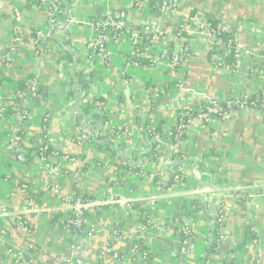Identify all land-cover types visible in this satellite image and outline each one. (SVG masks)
<instances>
[{
    "label": "crops",
    "instance_id": "crops-1",
    "mask_svg": "<svg viewBox=\"0 0 264 264\" xmlns=\"http://www.w3.org/2000/svg\"><path fill=\"white\" fill-rule=\"evenodd\" d=\"M63 1L65 23L70 19L63 31L50 30L49 10L29 6L26 0H8L0 9V48L3 49L0 53V107L14 105L19 81L36 80L43 89V97L35 102H22V107L30 110L29 132L35 145L42 147L47 143L58 152L75 157L71 161L53 157L49 160L54 167L51 171L38 161L20 163L5 144L13 119L0 116V232L12 230L11 221L2 209L11 214L28 213L25 217L33 229L28 240L42 249L39 256L42 261H50L48 256H65L72 259L71 264H79L77 249L82 246V264H146L135 244L141 215L128 204H115L99 218L96 208H91L87 224L95 234L87 238L77 236L76 247L68 242L71 233L60 227L69 214L63 197L71 198L82 192L95 197V203H99L118 196L126 202L139 201L150 209L155 223L154 232L147 238L152 264H195L204 258V244L211 234L210 212L223 196H229L232 198L224 204L226 241L219 250L220 264H264V111L245 109L224 121H194L187 139L179 144L178 151L185 160L181 167L165 169V160L169 165L174 159L169 146L163 142L156 148L158 164L142 150L149 143L144 132L148 125L165 122L164 137L169 138L171 128L166 125L175 122L179 111L210 99L241 98L264 88V70L251 75L252 66L264 62V0H176L177 14L163 19H159L158 14L152 16L150 11L137 12L134 0ZM193 9L213 14L238 39L243 57L236 71L218 68L209 62L211 41L190 23ZM15 11L21 18L22 42L18 44L14 42L13 33ZM116 13L126 14L129 22L145 24L140 27H150L151 21L157 18L159 30H186L183 40L191 54L184 70L173 74L159 63L152 68L131 64L128 55L133 45L126 31L108 44L109 64H87L86 45L93 37L89 22ZM33 30L43 31L49 37L47 49L41 54L35 49ZM66 52L71 54L72 61L64 57ZM76 60H80L81 65L73 69ZM79 70L83 73L82 79L91 83L89 92L77 84L75 73ZM182 82L184 86L180 87ZM173 83L176 86L167 91L166 87ZM158 88L166 90L159 94L161 97L154 95ZM83 93L104 101L111 129L131 124L132 139L120 137L110 146L115 157L99 149L98 145L104 144L100 140L105 137L100 131L104 123L95 116L100 115L98 112L82 107ZM85 109L90 114H86ZM45 118L48 126L46 139H43ZM133 142L141 143L135 151ZM212 152L222 155V160L204 158ZM118 157L138 158L137 165L144 172L141 177L135 172L128 173L121 188L106 181L108 176L115 180L121 178L117 176L120 171L114 176L116 168L112 165L118 162ZM221 161L222 167L215 173ZM150 171L164 177L174 171L183 172L186 181L178 182L174 191L164 192L153 183ZM222 177L227 182L221 181ZM20 181L26 182L28 187H20ZM31 195L37 198L28 200ZM203 195L207 208L185 220L194 234V245L186 259L178 257L180 240L167 223H171L177 206L188 200L202 201ZM30 212L35 216L30 217ZM118 224H121V234L115 248H106L100 256L99 249L111 240ZM246 227L256 239L246 238ZM23 234L24 229H19L12 235V244L22 245ZM114 250L121 256L115 258ZM0 264H13L6 246L0 247Z\"/></svg>",
    "mask_w": 264,
    "mask_h": 264
},
{
    "label": "trees",
    "instance_id": "trees-1",
    "mask_svg": "<svg viewBox=\"0 0 264 264\" xmlns=\"http://www.w3.org/2000/svg\"><path fill=\"white\" fill-rule=\"evenodd\" d=\"M144 0H135L133 3L134 8H136L137 4L139 2H143ZM27 3L29 6H36L37 8H43V1L42 0H35L34 2H32L31 0H27ZM64 8H66V5L61 4L57 5V9L59 10H64ZM54 10V8H51V10ZM50 10V9H49ZM158 7H157V3L156 1H151L150 4V14L152 16H157L158 14ZM63 13V12H62ZM202 13L206 23L209 25V29L211 32V47L208 51V60L211 64H213L215 67L218 68H227L230 69L231 71H236L238 69V65L240 62L239 59V42L238 39L234 36V34L227 30L222 21H220V19H218L216 16H214L211 13H205L203 11H200L198 9H193L190 13V21L192 19H194L198 14ZM111 16L116 20L115 15L111 14ZM62 18L65 19V14L64 16H62ZM103 19H106V17H103ZM97 18H93L91 21L92 22H97ZM117 21V20H116ZM140 26H143L145 24H139ZM186 30L180 28L177 29L175 31H173V35L176 34H180L183 38H185ZM121 32V30H117V33ZM36 33L37 30H33L31 33V37L33 39V41H35L36 39ZM143 36V35H142ZM49 40V37L47 38V41ZM39 45V44H38ZM37 44L35 45V49L36 51H40V54L45 52V50L47 49V43L45 44L43 49H39V46ZM67 45V42L66 44ZM64 45V46H65ZM171 45H173V43H171ZM226 47L228 49L227 52H225L224 48ZM183 48L185 49V55H184V63L187 64V61L190 57V50L189 47L187 46L186 42H184L183 44ZM65 58H68L70 61H72V56L70 53L66 52V54L64 55ZM128 61L131 64H135L140 68H149L150 66H152V62L147 59V58H140V57H135L134 55H128ZM81 65V61L78 60V63L76 65V67L78 68V66ZM75 67V68H76ZM176 70H180L181 69V65H177L175 67ZM264 70V62H258L257 64H255L254 66H252L251 68V75H258L260 74L262 71ZM82 71L79 70L78 73H75V78L77 79V84L82 86V89L87 90V92L90 91L91 89V83L82 79ZM91 77L94 76L93 72H91ZM32 80V78H27L25 80L19 81L17 84V90L16 91H22L25 90L27 88V84L28 82ZM176 86V83L170 84L166 87V90H170L172 88H174ZM166 92V91H165ZM38 94L40 96V98L43 97V89L41 86H38ZM73 94V91L71 90L69 92V95L71 96ZM159 97H161V95H159ZM34 100H37V98H35ZM100 102H104L102 99H98ZM22 100H19L18 98L14 100V105H12L11 107H9L8 109V116L13 117L16 114V109H21L22 108ZM153 104V102H152ZM218 104L220 105L222 112L221 114H213L212 113V118L214 120L217 121H224L225 119L223 118V114H231V113H235V112H239L245 109L248 110H262L264 111V88L256 93H252V94H248L246 96H243L241 98H236V97H230L228 99L225 100H210V101H205L200 103L199 105H197L196 107L193 108H189V109H185L182 111H179L178 113V117L176 119V125L174 127H172L171 129V144L172 145H178L179 143L185 141L187 139V134H188V128H189V123L191 121V118H195L198 116V111L197 110H201L203 114H209L210 111L212 109H214V105ZM85 113L86 114H90L89 111L87 109H85ZM96 117H98L102 123H108L109 119L106 115L101 116V115H95ZM139 121L136 120V124H138ZM166 123L165 122H160L158 125H156L155 128H149V134L146 137L147 140L150 142L154 141V146L153 149L149 152H145L146 156L151 158L152 162H156V164H158L159 162V155L156 151L157 145H161V142L156 141L155 138L156 137H162L164 136V125ZM47 126H48V120L45 118L43 120V131H42V138L46 139V132H47ZM23 140L27 141L24 142V152L22 153V156L24 158V163L25 164H30V163H36L39 160L38 155L40 154L41 157L45 158L48 162L50 159H53V157H59V158H64V157H68L71 160H74L75 157L73 156H69L63 153L58 152L57 150H55L50 144H45L44 146H36L34 143V140L31 137H29L26 132L22 129L21 133L18 134ZM126 137L128 140L132 139L133 136V131H132V127L131 124H123L121 125L119 128H112L110 135L105 136V137H101L100 140L104 141V144H106V146L103 148L104 144H100L99 149L103 150V151H108L110 153H113L112 156L115 157V153L111 151V144L114 142V140H116V138L118 137ZM97 143V142H96ZM170 144V145H171ZM171 148V147H170ZM172 157L173 159H177V165L175 166V168L177 167H181L184 164V156L179 153V151H174L172 153ZM19 154H17L18 156ZM208 157H215V159L217 158V161L222 160L223 156L216 154L214 152L205 155L204 158H208ZM114 159V158H113ZM137 159L138 158H133L132 160H127L124 158H120L118 157V162H113L112 165L115 166L116 170L114 172V176H116L118 174V172L120 171V175L117 176H121V178L119 180H115V179H111V177H107L106 181L107 183H109L111 186L113 187H119L121 188L124 183H125V179L128 173L130 172H135L138 173L140 175H142L144 172L143 170L138 167L137 165ZM222 161L219 162L216 166V170L214 171L215 173L218 172L219 168L222 167ZM173 167V166H172ZM174 168V169H175ZM173 169V168H172ZM173 174V176H172ZM221 176V175H220ZM186 179L184 177L183 172H177L174 171V173H169L167 174L165 177L163 175H161V173H156L153 177V183L155 185H157L161 190H163L164 192H166L169 188H171L172 186L176 185L178 182L182 183L185 182ZM221 181L227 182V179H224L223 177L221 178ZM26 182L20 181L19 185L20 187L22 186H26L28 187V185H26ZM40 195H43V192L40 193ZM37 198L36 195H31L30 198H28V200H35ZM63 201L68 200L66 197L62 198ZM82 200L84 203H90V202H94L96 201L95 197H92L90 195H87L85 193L82 192H77L73 197L69 198V200H71L72 202H75L76 200ZM113 200L114 201H118L119 197L117 196H113ZM129 208L132 210H135L137 212L140 213L141 218H140V226L142 227V229H146L151 221V212L150 209L147 208L146 206L143 205V203L141 202H131L128 204ZM111 205L108 206H99L96 207V215L99 218L101 213L108 209L111 208ZM203 208H207V202L206 201H195L192 200L190 201V203L188 202H184L181 205L177 206L176 208V213L174 214L173 218L171 219V223H167L168 226L171 227V229L174 232V235L177 236L180 240V246L178 247V257L181 256V252L182 249L184 247V244L186 241L191 240V242L193 243V234L187 230L188 226L186 224V219L189 218L194 212L199 211ZM210 214V213H209ZM35 216V213H31L30 217ZM87 216L88 213L85 212L83 214V216H81L80 218L77 217L76 213L73 211H70L68 214V218L67 220H65L62 224H61V229L62 230H66L68 232L71 233V237L69 238V244L72 246H76V242L75 239L76 237H82V238H87L90 236H93L95 234L94 230L92 228H90L87 224ZM213 222H214V229L212 231L213 237H214V241L209 243V246L206 248L205 250V256L203 258V260L207 261L211 256H215L217 257L219 260L221 258L220 252H219V248L221 247V243H216V240L221 239L223 236V231L226 229V213L224 211V207H223V203L219 206L217 212L212 215L210 214ZM168 221V219L166 220V222ZM21 222H25L26 226L28 228V233H32L33 229L31 227V224L29 222V220L25 219L22 217ZM119 227L115 226L113 231H112V235L114 237L113 241H108V243L106 244V246L101 247L98 251V254L101 256V254L103 253V251H105V248H110L111 250H113L115 248V244H116V240L119 238L120 234H121V224H118ZM16 228V225H12V229L14 230ZM142 229H140L138 235L139 237L135 240V244L137 246V251L141 254V256L143 257V260L145 261L146 264H152L153 262V257L150 251V246L147 243V240L145 238V236L143 235ZM246 231V238L250 239V237L252 239H256L255 235L252 234L251 229L249 227H246L245 229ZM188 232H190L188 234ZM12 247V246H11ZM104 249V250H103ZM19 253L23 254V261L24 262H33L35 264H51L50 261L53 260L55 261V263L52 264H58L56 261L58 258L56 257H49L50 261H42L40 260V254L42 253V249L30 242L29 240H27V245L24 246L23 248H19L18 249ZM117 254L118 257H120L121 255L119 253H117L115 250L112 253ZM177 257V258H178ZM14 263H16V260L13 261ZM221 263V260H220ZM62 264H67V263H62ZM262 264V263H260Z\"/></svg>",
    "mask_w": 264,
    "mask_h": 264
},
{
    "label": "built area",
    "instance_id": "built-area-1",
    "mask_svg": "<svg viewBox=\"0 0 264 264\" xmlns=\"http://www.w3.org/2000/svg\"><path fill=\"white\" fill-rule=\"evenodd\" d=\"M31 1L34 2L35 0H31ZM42 1H43V8H47L48 10L50 9L49 10L50 17L48 19V24H49L50 30L52 29L55 31L57 29V30L63 31L65 28V25H67L69 23L68 22H67V24L65 23V21H64L65 19L62 18V16H64V14H65L64 10L61 11V10L57 9V5H60V3L65 5V2L63 0H42ZM151 1H156V3H157V7H158V11H159L158 12L159 19L171 18L177 14L178 3L176 0H144L143 2H139L136 5L137 7L135 8V10L137 12H140V13L149 12ZM7 4H8V0H0V9ZM32 7H36V6H32ZM51 8H54V10L53 9L51 10ZM20 20H21L20 16L15 11L14 12L13 33H14V42L16 44L22 42V35H21V31H20L21 30L20 29V24H21ZM190 23L193 26H197V28L200 30V32L202 34L207 35L211 39V32L209 29V25L206 23L202 13L198 14L194 19H192L190 21ZM89 26L93 31V37H92V39H90V41L86 45V58L88 60L87 64L90 62H97V63H101L103 65H105V64L107 65V64H109V61H110V58L108 57V44L112 40H118L120 37V34H122L124 32V30L119 28L118 21H116L111 15L107 16L106 19H103V18L98 19L97 22L90 21ZM117 30H121V32L117 33ZM172 32L173 31H168L166 29H162V30H158V32L155 34H150V35H143L142 36V35H137V34H130L132 45H133L132 52L130 55H134L135 57H140V58L144 57V58L149 59L152 62V66H150L149 68H152L159 63L169 73H173V74L181 73L184 70L185 65H186L184 63V60H183L184 55H185V49L183 48V44L185 41L183 40V37L180 34L173 35ZM47 38H48V36L45 32L37 30L36 39L34 41V44L35 45L39 44L38 45L39 49H43L45 44H46ZM171 43H173V45H171ZM223 48H224L225 52L228 51V49L226 47H223ZM2 52H3V49L0 48V53H2ZM37 52L40 53V51H37ZM241 57H243V55H241V50H240V46H239V59L240 60H241ZM177 65H181L180 70L175 69V67ZM254 75H256V74H254ZM38 86L39 85H38L37 81L32 79L28 82L27 88L25 90L15 91L14 98L15 99L18 98L19 100H22L23 102H26V101H34L35 102L37 100H40L41 98L38 94ZM183 86H184V83L183 82L180 83V87H183ZM165 91L166 90H164L163 88H158L154 91V95L156 97H158L160 93H164ZM35 98H37V100H34ZM210 100H206V101H210ZM81 104H82V107L91 108L93 111L98 112L101 116H104L106 113V108H105L104 102L103 103L100 102L97 98L93 97L89 93H83ZM214 107L215 108L212 109L209 114H203L201 110H197L198 116L195 118H191V121L189 123L188 133L190 131L191 124L194 121H204L206 123H209V122H212L214 120L212 118V113L213 114L214 113L215 114H218V113L221 114L222 109H221L220 105L215 104ZM8 109H9V107L1 106L0 107V116L8 117ZM16 111L17 112L13 117L9 116L11 119H13L12 120L13 125L9 129L10 135H9L8 140L6 141L5 144H6V148L16 157V159L20 163H24V158L22 156V153L24 152V146L23 145H24L25 140H23L18 134L21 133V131L23 129L26 132V134L29 137H31V134L29 132V121H30L31 116H30V110L27 108L22 107L21 109H16ZM233 114L234 113L223 114V118L225 120L229 119L233 116ZM177 117H178V114H177L175 119H177ZM172 123H169V125H166V128L169 126V128L172 129V127H174L176 125V120L173 124ZM85 126H86V124H85ZM102 126L103 127L100 128V131L102 132L101 135H103V136L104 135L105 136L110 135L111 128L109 127L108 123H105ZM155 127H156V125H148L147 127L144 128V132L148 135L149 134L148 129L149 128H155ZM187 136H188V134H187ZM87 138L90 139L91 136L87 135ZM119 138L120 137L116 138V140H118ZM155 140H157L159 142H163L165 145H168L169 149L171 150L172 153L174 151L179 150V144L180 143L178 145H172L171 144V136L169 138H166L164 136L156 137ZM27 141H29V140H27ZM140 144L138 142H133L134 151L137 149V147L139 148ZM142 150L149 152L150 143L147 142V144H145V147H143ZM17 154H19V155L17 156ZM38 157H39L38 162L40 163L41 166H45L50 171L54 168L53 164L49 163L45 158L41 157L40 154L38 155ZM61 159H64L66 161H71V159L68 157H64ZM177 163H178L177 159H174L172 163H169V165H168L167 161L164 162L163 165H164L165 169H170L169 166L175 167L174 165ZM149 173H150V177L153 179V177L156 173L154 171H150ZM142 175L138 174L139 177H141ZM175 186L176 185L172 186L166 192L174 191ZM203 193L204 192H201V194H203ZM204 196L205 195H203V201H206L204 199ZM230 198H232V197L223 196L221 198V200L218 201L215 209L210 213L212 215H214L217 212L219 206L223 203V207H224L225 202L228 201ZM67 199L68 200L64 201L65 207L68 209V212H70V211L75 212L78 218L83 216V214L85 212L88 213V211L93 207L96 208L99 206H108V205H111L113 207L115 204H118V203H120V204L131 203V202H126L125 200H121L120 198L118 201H114L113 197L109 200H105V201H102L99 203L98 202L95 203L96 201L90 202V203H84L80 199L76 200L75 202H72L71 200H69V198H67ZM190 201H192V200H188V203H190ZM2 212L7 217V219H9V221H11V227H12V225L15 224L16 228L14 230L12 229L11 231L3 230L2 232H0V247L6 246L8 248V251L12 256V262L14 260H16V263L13 262V264L33 263V262H24L23 261V259H24L23 254L18 252L19 248H21V247L23 248L24 246L27 245L28 236L30 234V233H28V228L26 226V223L21 222L22 217L27 219L25 217V215L28 213L11 214V213L7 212L6 209H2ZM31 213H34V212H30V214ZM210 219L212 221V229H211L210 236L205 241V244H204L205 250L209 246V243L214 241V237L212 234V231L214 229V222H213L211 217H210ZM154 224L155 223L152 222V218H151L150 224L146 229H144V228L142 229V227L139 226L138 233H139L140 229H142L143 235L145 236V238L147 240L149 234L151 232H154V230H155ZM18 228L24 229V234L21 237L22 245L16 246V245L12 244L11 240H12V235H14L15 233H17L19 231ZM187 230L193 234V232L189 228H187ZM190 232H188V234ZM224 232H225V230L222 232L223 233L222 238L216 240V243H218V244L221 243L222 245L224 244V242L226 241V236H225ZM138 237H139V235H138ZM193 238H194V234H193ZM113 240H114V237L112 235L111 241H113ZM194 241L195 240H193V243L191 242V240L185 242L184 247H183L182 252H181V256L184 257V259H186L189 256L190 250H191L192 246L194 245ZM73 247H76V246H73ZM220 248H219V250H220ZM105 250H106V248H105ZM205 253L206 252L204 251V256H205ZM113 256L115 258H118L117 254H114ZM262 257H263V255L261 254L260 255V261H262ZM56 258H58L56 261L58 264H62V263L71 264L72 263V259L65 257V256H60V257H56ZM142 259H143V257H142ZM220 260H221V258H220ZM220 260L215 256H211L207 261L202 259L201 261H198L195 264H220ZM50 263L51 264L55 263V261L51 260Z\"/></svg>",
    "mask_w": 264,
    "mask_h": 264
},
{
    "label": "water",
    "instance_id": "water-1",
    "mask_svg": "<svg viewBox=\"0 0 264 264\" xmlns=\"http://www.w3.org/2000/svg\"><path fill=\"white\" fill-rule=\"evenodd\" d=\"M115 18L118 21L119 28L122 29V30H124V31H126L129 34L150 35V34L157 33L158 30H159L158 29L159 19H157V18L156 19H153L151 21V26L150 27H140V25H138V24H135L133 22L127 21L126 14H124V13H116L115 14ZM69 22H70V19L68 18V23ZM77 63H78V61L76 60L75 63H74V65H73V69H75ZM152 149H153V142L150 144V151ZM166 161L167 160H165V162ZM176 165L177 164H175L174 166H176ZM172 176H173V174H172ZM153 205H155V201L153 202ZM82 251H83V247L82 246H79L78 249H77V259H78V263L79 264H82V261H81Z\"/></svg>",
    "mask_w": 264,
    "mask_h": 264
}]
</instances>
